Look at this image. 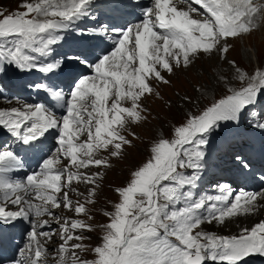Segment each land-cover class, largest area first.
Listing matches in <instances>:
<instances>
[{
	"label": "snow or ice",
	"instance_id": "6c2138e0",
	"mask_svg": "<svg viewBox=\"0 0 264 264\" xmlns=\"http://www.w3.org/2000/svg\"><path fill=\"white\" fill-rule=\"evenodd\" d=\"M92 11L93 0H21L8 14L0 10V73L11 66L48 80L31 85L46 94L45 102L0 108V128L19 145H0V224L30 223L19 258L8 264H244L264 256V219L235 234L203 227L256 215L264 209V190L233 196L228 184L216 185V193L200 186L208 137L226 123L238 125L264 98V68L249 73L229 59L230 41L261 27L264 4L151 0L136 23L100 24L81 33L97 44L73 55L56 53L62 33ZM201 56L228 66V74L220 69L214 76L226 94L151 142L146 160L115 189L120 199L104 212L108 222L98 225L100 243H85L91 237L84 233L97 227L88 222L94 219L89 206L97 203L104 178L91 169L111 168L112 158L124 157L133 146L129 136L139 138L133 127L149 119L145 100L160 97L158 86L195 67ZM61 74L71 80L67 93L52 79ZM254 119L264 130V111ZM48 136L55 138L54 150L20 178L26 166L21 149L43 146ZM61 208L76 218L61 215ZM53 223L57 229L45 230ZM56 237L60 242L50 250Z\"/></svg>",
	"mask_w": 264,
	"mask_h": 264
},
{
	"label": "rangeland",
	"instance_id": "374dc122",
	"mask_svg": "<svg viewBox=\"0 0 264 264\" xmlns=\"http://www.w3.org/2000/svg\"><path fill=\"white\" fill-rule=\"evenodd\" d=\"M20 4L21 0H0V10H4V13H10L19 8ZM20 10L23 9L21 8ZM258 22L261 25L259 30L253 31L251 35L241 39L230 41L234 45V48L229 53V59L235 60L242 68L247 69L249 73L253 69H256V67L264 68V18ZM220 69H223V74L229 73L228 66L221 62L218 57L212 56L209 58L201 56L195 62V67H191L186 71L179 70L169 75L168 79L170 83L158 86L161 96H151L145 100L144 103L150 109L148 113L149 119L143 125L133 127L132 130L138 134L139 138L135 139L129 136V139H133V146H126L124 157L122 159L112 158L111 168L91 169V171H103L104 178L101 181L97 203L89 206L92 209L94 219L88 222L97 225V227L93 232L84 233L85 236L91 237V240H86L85 243H89L90 245L100 243L99 237L102 235L103 229L98 225L108 221L109 218L104 215V212L113 211L114 204L120 199L115 189L124 186L126 181L129 180L131 172L146 160L149 156L148 149L151 142L157 137L171 134L174 126L181 123L187 113L197 112L210 101H214L226 93L224 87L218 86L217 82L214 83L213 81L214 76L221 73ZM206 87L207 92L205 93L203 89ZM197 90H199V93H197ZM186 97L188 99H185ZM260 104L264 109L262 99L260 100ZM103 155L107 156V153H103ZM204 182L206 183V181H203L202 184ZM208 186L207 190L212 185ZM78 187L81 191H84L83 185H79ZM72 197H74L73 199L77 198L74 193ZM64 211L65 215L76 218L73 212ZM80 218L87 219V217ZM223 227V225L217 226L216 229H211L210 231L223 234L220 232V230H224ZM56 240H59V238H54V241ZM54 241L53 243H57V241ZM256 256L253 255V257ZM89 258H91V255H89ZM255 260H247L245 262L253 263Z\"/></svg>",
	"mask_w": 264,
	"mask_h": 264
},
{
	"label": "bare ground",
	"instance_id": "6f19581e",
	"mask_svg": "<svg viewBox=\"0 0 264 264\" xmlns=\"http://www.w3.org/2000/svg\"><path fill=\"white\" fill-rule=\"evenodd\" d=\"M257 1H260V0H254L255 3ZM81 48L83 49V48H85V46H82ZM57 51L59 52V54L61 53L60 50H57ZM220 74H222V73H220ZM213 81H214V83L216 82V80L214 78H213ZM206 89H207V87L205 89H203L205 93L207 92ZM197 91H198L197 93H199V90H197ZM187 102H186V104H187ZM190 102H191V100H190ZM190 102H188V103H190ZM221 161L222 160H218V163L220 164ZM212 175H214V176H212ZM209 176H212V177H209ZM202 179H203V177H202ZM204 181H206V183L204 182L202 184L203 181H201L200 182V186H201V188L203 190H205L206 192H209V193H216L217 189L215 190V188H216L215 186L219 185V184H222V179L217 177L214 174V172L211 171V170H208V172L206 173ZM209 183H211V184H209ZM208 185H212V186H210V189L207 190V188L209 187ZM260 190H264V174L262 175V178L260 179L258 185L255 186L254 188H252L250 191H260ZM260 219H264V209H262L259 213H257L254 216L244 217V218L237 219L235 222H227V223H225L223 225L224 226L223 227L224 230H220V232L223 233V234H235V233L239 232L241 226H249L250 227L254 223L258 222ZM217 226H221V225L213 222L212 225L207 224V225H204L203 227L205 228V230L210 231L211 229H216ZM245 264H264V260H255L253 263L245 262Z\"/></svg>",
	"mask_w": 264,
	"mask_h": 264
}]
</instances>
